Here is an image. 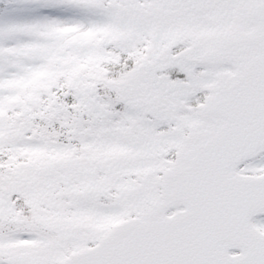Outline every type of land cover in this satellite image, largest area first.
Instances as JSON below:
<instances>
[{
	"label": "snow or ice",
	"instance_id": "1",
	"mask_svg": "<svg viewBox=\"0 0 264 264\" xmlns=\"http://www.w3.org/2000/svg\"><path fill=\"white\" fill-rule=\"evenodd\" d=\"M0 264H264V0H0Z\"/></svg>",
	"mask_w": 264,
	"mask_h": 264
}]
</instances>
